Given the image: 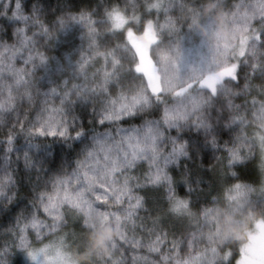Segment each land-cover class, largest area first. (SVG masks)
<instances>
[{"label":"clouds","instance_id":"obj_1","mask_svg":"<svg viewBox=\"0 0 264 264\" xmlns=\"http://www.w3.org/2000/svg\"><path fill=\"white\" fill-rule=\"evenodd\" d=\"M0 264H264V0H0Z\"/></svg>","mask_w":264,"mask_h":264}]
</instances>
